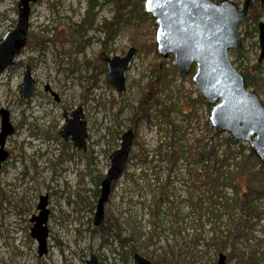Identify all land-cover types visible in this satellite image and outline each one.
<instances>
[{
	"label": "rangeland",
	"instance_id": "obj_1",
	"mask_svg": "<svg viewBox=\"0 0 264 264\" xmlns=\"http://www.w3.org/2000/svg\"><path fill=\"white\" fill-rule=\"evenodd\" d=\"M19 1L0 0V39L16 27ZM117 1L39 0L31 5L27 45L14 66L0 77V110L10 113L15 129L5 147L8 159L0 167V264H84L93 253L101 255L104 264H134L123 262L127 249L120 248L113 233L103 237L94 232L93 224L97 179L106 174L111 155L131 128L134 147L106 205L108 227L118 224L123 238L133 233L143 235L137 243L131 240L129 246L139 247V253L153 261L161 248L171 247L175 256L192 252L196 264L217 263L221 253L234 255L226 264H237L248 256L264 264V213L252 220L253 228L244 238L235 242L230 238L224 251L219 243L223 239L215 240L209 223L201 227L196 221L191 226L187 200L193 190L188 170L194 163L187 149L197 139L211 137L206 130L207 124L211 128V108L190 82V74L184 79L174 77L170 90L158 96L153 92L148 118L135 119L142 90L155 79L152 70L172 64L171 58H161L153 47L156 24L145 12V0L142 4L133 0L120 8ZM230 1L242 8L246 0ZM257 14V23L246 20L241 24L244 46L239 52L232 51L230 58L242 73L258 78L259 96L264 102V59L260 61L256 30L264 23V12ZM78 25H83L81 36L74 34ZM38 39L54 42L40 47L35 44ZM131 48L137 50V56L125 73L126 90L117 92L109 84L99 56L105 53L110 58H123ZM27 67L36 81L31 99L22 98L19 89ZM48 85L60 101L46 91ZM78 108H82L89 134L86 151L77 150L60 136L65 115L70 118ZM162 109L170 122L161 115ZM174 147V151L182 148L184 156L171 174L170 202L161 206L154 219L149 215L156 206L153 201L170 169L168 158L158 150ZM45 195L50 210L49 252L40 257L38 243L30 235L31 219L38 215L39 199ZM153 222L159 242L149 245L145 239L154 229ZM141 243L148 244V249Z\"/></svg>",
	"mask_w": 264,
	"mask_h": 264
},
{
	"label": "water",
	"instance_id": "obj_2",
	"mask_svg": "<svg viewBox=\"0 0 264 264\" xmlns=\"http://www.w3.org/2000/svg\"><path fill=\"white\" fill-rule=\"evenodd\" d=\"M39 0H21L18 3L19 18L16 27L0 39V77L15 64L26 47L32 4ZM198 13H193L191 0H145V12L155 19L156 52L163 59L171 58V64L182 75H192V81L200 96L211 107L209 123L219 134H226L238 143L248 145L264 165V104L260 96L246 86L243 73L233 64L230 53L243 49L239 28L246 21L251 0L242 8L230 0L215 2L197 0ZM264 6V0H260ZM260 61L264 59V23H259ZM137 50L131 48L123 58H110L105 53L100 59L106 64L108 82L117 92L126 90L125 73L132 67ZM36 81L30 67L24 72L20 94L24 99L33 96ZM0 131V165L8 158L5 150L7 139L15 129L10 122V113L2 109ZM82 108L74 110L66 118L60 136L71 140L78 150L87 149L88 130L83 120ZM134 132L128 130L121 145L110 157V168L101 182L94 225L105 220L113 185L122 177L134 144ZM48 195L41 196L38 215L32 217L30 235L38 243L40 257L48 253ZM137 264H152L140 255L135 256ZM227 257L220 254L217 264H226ZM85 264H99L95 256Z\"/></svg>",
	"mask_w": 264,
	"mask_h": 264
},
{
	"label": "trees",
	"instance_id": "obj_3",
	"mask_svg": "<svg viewBox=\"0 0 264 264\" xmlns=\"http://www.w3.org/2000/svg\"><path fill=\"white\" fill-rule=\"evenodd\" d=\"M142 1L140 0L141 4ZM131 2L133 0H118L117 8ZM259 3L260 0H252L250 13L247 17L249 24L252 22L257 23V18L260 15L257 13L264 12V6L261 4L258 6ZM82 28L83 25H78V29L74 31V34L81 36ZM47 41L54 42V39H38L35 44L42 47ZM29 42H32V40H29ZM153 47L155 48V44H153ZM161 67L159 65L152 70V73L155 74V79L150 81L146 89L142 90L139 105L136 108L135 119L148 118L147 107L150 106L153 92L154 95L158 96L159 93L170 90L174 77L180 76L184 79V75H181L177 68L173 66L166 68L164 65H161ZM243 74L246 86L249 89L252 87V90L259 95L258 78L250 73ZM198 102L203 103L200 98ZM160 113L170 122L165 109L160 110ZM206 130L211 134V137L197 139L195 144L187 149V153L194 163L193 168L188 170V180L193 190L187 200L190 204L188 216L191 226L196 221L201 224V227H205V224L209 223L216 237L215 240L223 239H219V243L222 246V251H224L227 245L225 243H228L230 238H232L233 242L244 238L253 228L252 220L264 213V165L248 145L235 142L229 136L217 133L208 124L206 125ZM174 149L175 147L171 148L170 151L158 150L159 154H163L168 158L170 169L168 177L165 182H162L159 187V193L153 201L156 206L151 209L149 215L154 219L159 215L161 206L170 202L171 174L179 160L184 156L182 148L181 151H174ZM103 178L104 175L98 177L97 189L93 193L96 203L101 193L100 185ZM228 189L231 190L230 194L227 192ZM93 207L96 206L94 205ZM225 218H227V223L224 225L222 222ZM107 224L108 221L105 220L101 226L102 236L105 237L107 234L113 233L120 243V248L127 249L128 259L129 256L132 257L133 254L139 252V247L129 245L131 240H136V243L139 242L137 239H141L143 235L133 233L132 237L123 238L118 224H111L109 227ZM153 225L154 229L148 233L145 239L149 245L159 242V233L155 222H153ZM136 234L138 238L135 236ZM212 241L214 240L212 239ZM141 244L145 249H148V244ZM173 249L171 247L167 249L161 248V252L154 257L156 264H196V256L192 252L186 251L184 254L179 252L180 255L175 256ZM157 250L156 248L154 253ZM233 257V254H229L227 259L229 260ZM173 259H175L174 262ZM237 264H258V261L254 257L248 256L247 258H241Z\"/></svg>",
	"mask_w": 264,
	"mask_h": 264
},
{
	"label": "flooded vegetation",
	"instance_id": "obj_4",
	"mask_svg": "<svg viewBox=\"0 0 264 264\" xmlns=\"http://www.w3.org/2000/svg\"><path fill=\"white\" fill-rule=\"evenodd\" d=\"M251 5H252V0H251ZM251 5H250V9H251ZM249 13H250V10H249ZM248 13V14H249ZM258 32H259V29H258ZM46 91L51 95V96H53L54 97V99L56 100V101H60V96L58 95V93H56V92H54L51 88H50V86L48 85V86H46ZM32 98V97H31ZM30 98V99H31ZM83 112V111H82ZM72 114V113H71ZM66 116V118H68L67 117V115H65ZM71 118V117H70ZM84 118V117H83ZM11 122V121H10ZM65 123H66V121H65ZM12 124V123H11ZM88 130V129H87ZM89 135V134H88ZM89 138V137H88ZM87 150V149H86ZM85 150V151H86ZM84 151V150H83ZM8 159V158H7ZM7 161V160H6ZM5 161V162H6ZM4 163V162H3ZM3 163L0 165V167L3 165ZM101 194V193H100ZM99 198H100V196L98 197V199H97V203H98V200H99ZM48 200H49V198H48ZM97 203H96V205H97ZM95 211H96V207H95ZM50 215V214H49ZM94 216H95V214H94ZM105 220H106V207H105ZM104 220V221H105ZM93 224H94V219H93ZM103 224H104V222H103ZM102 224V225H103ZM102 225H100V226H95L94 225V232L95 233H97V234H101L102 235V232H101V226ZM48 239H49V237H48ZM126 251V250H125ZM49 252V251H48ZM48 254V253H47ZM46 254V255H47ZM45 255V256H46ZM136 255H140V256H142L143 258H146V259H148L149 261H151L152 262V264H156V262L155 261H153V260H151L149 257H146L145 255H142V254H140L139 252H137V253H135V254H133L132 255V257H130L129 256V259H128V255L126 254L125 255V259L123 260V262H125V263H128L129 261H133L134 262V264H137L136 263V261H135V256ZM91 256H95L96 257V259H97V261H98V263L99 264H104V262H105V260L103 261V259H102V257H101V255H95L94 253L93 254H91L90 255V258H91ZM90 258L88 259V260H90ZM88 260H86V261H88ZM85 261V262H86ZM85 262H84V264H85ZM217 263H218V261H217ZM216 263V264H217Z\"/></svg>",
	"mask_w": 264,
	"mask_h": 264
},
{
	"label": "snow or ice",
	"instance_id": "obj_5",
	"mask_svg": "<svg viewBox=\"0 0 264 264\" xmlns=\"http://www.w3.org/2000/svg\"><path fill=\"white\" fill-rule=\"evenodd\" d=\"M191 3L193 5V13L194 14H199L198 13V4H197V0H191Z\"/></svg>",
	"mask_w": 264,
	"mask_h": 264
},
{
	"label": "bare ground",
	"instance_id": "obj_6",
	"mask_svg": "<svg viewBox=\"0 0 264 264\" xmlns=\"http://www.w3.org/2000/svg\"><path fill=\"white\" fill-rule=\"evenodd\" d=\"M156 32V31H155Z\"/></svg>",
	"mask_w": 264,
	"mask_h": 264
}]
</instances>
